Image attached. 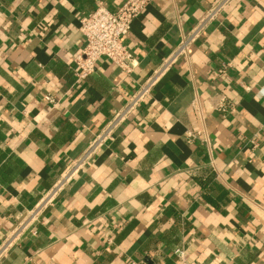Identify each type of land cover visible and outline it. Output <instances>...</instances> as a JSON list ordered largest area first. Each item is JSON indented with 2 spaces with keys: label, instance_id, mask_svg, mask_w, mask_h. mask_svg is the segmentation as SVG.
Listing matches in <instances>:
<instances>
[{
  "label": "crops",
  "instance_id": "1",
  "mask_svg": "<svg viewBox=\"0 0 264 264\" xmlns=\"http://www.w3.org/2000/svg\"><path fill=\"white\" fill-rule=\"evenodd\" d=\"M122 1L0 0V244L217 0H148L133 72L76 83L79 19ZM34 229L0 264H264V0L208 23Z\"/></svg>",
  "mask_w": 264,
  "mask_h": 264
},
{
  "label": "built area",
  "instance_id": "2",
  "mask_svg": "<svg viewBox=\"0 0 264 264\" xmlns=\"http://www.w3.org/2000/svg\"><path fill=\"white\" fill-rule=\"evenodd\" d=\"M231 1L217 0L210 6L197 25L182 39L174 53L153 71L123 107L112 115L111 119L94 137L83 157L67 171L44 199L20 221L0 244V261L25 234L36 235L34 225L39 212L81 169L83 163L105 145L118 126L144 102L161 76L175 63L177 57L186 54L189 46L200 38L207 24L213 21ZM148 4V0H123L114 10H108L102 3H98L90 13L79 19L77 30L83 38L84 46L74 59L76 83L86 80L95 71L96 63L99 60L109 61L126 75L133 72L135 60L130 50L123 44L122 39L128 35L131 26L142 15ZM47 100L53 103L51 99L47 98ZM225 108L223 104L218 107L221 111H225ZM174 255L178 259V264H194L188 260L182 250H176Z\"/></svg>",
  "mask_w": 264,
  "mask_h": 264
}]
</instances>
